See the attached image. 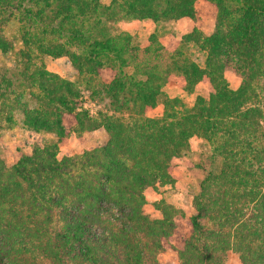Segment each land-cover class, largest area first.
Returning a JSON list of instances; mask_svg holds the SVG:
<instances>
[{"label":"trees","instance_id":"1","mask_svg":"<svg viewBox=\"0 0 264 264\" xmlns=\"http://www.w3.org/2000/svg\"><path fill=\"white\" fill-rule=\"evenodd\" d=\"M200 4L214 14V31L195 28L176 47L152 35L140 48L110 28L196 22ZM11 20L20 25L23 64L0 75V126L19 119L52 139L11 167L0 159V264H160L168 249L178 264H225L228 252L240 264H264V0H0V26ZM11 48L0 29V51ZM40 56L67 57L89 99L107 108L84 107L78 85L33 62ZM172 81L188 95L205 84L207 97L190 107L164 97ZM159 104L162 115L150 118ZM100 129L103 146L58 158L71 134L81 140ZM193 138L205 151L188 169L201 179L190 231L175 249L181 213L159 201L161 218L150 217L144 192L176 182L171 162Z\"/></svg>","mask_w":264,"mask_h":264},{"label":"rangeland","instance_id":"2","mask_svg":"<svg viewBox=\"0 0 264 264\" xmlns=\"http://www.w3.org/2000/svg\"><path fill=\"white\" fill-rule=\"evenodd\" d=\"M111 0H100L102 5H109ZM201 8L198 11L197 21H192L188 18L190 24L181 23V19L168 24L167 27L155 25L149 20L144 21H121L111 24L110 28L112 33L124 32L131 36L132 43L140 48H145L149 45V38L152 35L157 36L158 42L165 47H176L181 37L187 33L198 28L205 35H210L214 31L215 17L210 13L205 5H199ZM17 15V14H16ZM18 16V15H17ZM1 35L11 43V50L7 52L0 51V75L7 70L16 72L21 70L23 59H21L20 51L23 44L20 39V25L17 20H11L6 24L0 26ZM193 60L200 66H203L204 57L196 49L190 52ZM33 62L39 64L43 63L46 71L58 75L64 80L74 82L83 96L84 107L90 109L91 112L103 111L107 108L108 104L105 100L96 99L92 102L88 93L85 92V82L78 76L76 70L70 63L67 57L51 58L48 56H40L38 60ZM7 79L11 80L9 74ZM228 86L233 89L240 79L232 71L224 73ZM163 95L167 98H180L185 104L190 107L198 96L207 97V86L205 84H198L191 95L182 93L177 82L172 81L165 85L163 88ZM86 101V103H85ZM163 106L159 104L156 109L148 114L150 118H158L162 115ZM19 119L11 126L1 123L0 126V159L7 167L14 165L21 156L30 155L32 149L36 145H41L45 141L52 138L49 135L37 134L32 131L24 130L19 125ZM107 142V135L104 130L84 134L82 139L79 140L74 134H71L66 143L59 146L58 158L71 157L81 155L85 151H89L103 146ZM203 142L197 138L190 141V151L179 159H174L170 165V172L176 178V182L170 186L163 188L149 189L144 196L146 198V205L144 213L152 218L160 219L161 215L153 207V199L156 194L164 196L166 204L174 207L181 214L176 217L177 229L172 236L170 243L172 247L177 249L182 245V239L185 234L190 231L189 217L194 213L192 200L198 192V183L201 179L195 172L188 169V164L195 162L196 156L205 149L202 146ZM148 189V188H147ZM168 189V190H165ZM146 191V190H145ZM165 191V192H164ZM160 264H178L176 253L171 250H165L157 256ZM225 264H240L238 256L233 252H228L225 257Z\"/></svg>","mask_w":264,"mask_h":264},{"label":"crops","instance_id":"3","mask_svg":"<svg viewBox=\"0 0 264 264\" xmlns=\"http://www.w3.org/2000/svg\"><path fill=\"white\" fill-rule=\"evenodd\" d=\"M180 22H181V23H184V24H190V23H191L189 20L186 21V19H181ZM189 22H190V23H189ZM239 85H240V81H237L235 87H234L232 90H236V89H238ZM229 88H230V87H229ZM230 89H231V88H230ZM164 187H167V186H164ZM157 188H159V187L157 186L156 189H157ZM160 188H163V187H160ZM149 189L155 190V189H153V188H148V189H146L145 194L147 193V195H148V190H149ZM169 189H170V186H169ZM165 190H168V189H165ZM164 192H165V191H164ZM163 199H164V196L162 197L161 194H156V195H155V198L153 199V200H154V201H153V204H154V203H158L159 201H162Z\"/></svg>","mask_w":264,"mask_h":264}]
</instances>
